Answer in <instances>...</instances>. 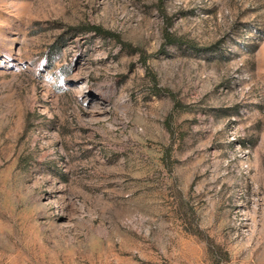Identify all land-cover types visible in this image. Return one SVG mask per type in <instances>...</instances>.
<instances>
[{"label":"rangeland","instance_id":"1","mask_svg":"<svg viewBox=\"0 0 264 264\" xmlns=\"http://www.w3.org/2000/svg\"><path fill=\"white\" fill-rule=\"evenodd\" d=\"M0 264H264V0H0Z\"/></svg>","mask_w":264,"mask_h":264},{"label":"trees","instance_id":"2","mask_svg":"<svg viewBox=\"0 0 264 264\" xmlns=\"http://www.w3.org/2000/svg\"><path fill=\"white\" fill-rule=\"evenodd\" d=\"M96 30H98V29H96ZM99 32V31H98Z\"/></svg>","mask_w":264,"mask_h":264}]
</instances>
